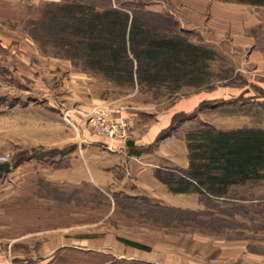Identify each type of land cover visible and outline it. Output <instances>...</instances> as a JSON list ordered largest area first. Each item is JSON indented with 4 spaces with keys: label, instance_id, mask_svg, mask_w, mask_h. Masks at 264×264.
I'll list each match as a JSON object with an SVG mask.
<instances>
[{
    "label": "rangeland",
    "instance_id": "rangeland-1",
    "mask_svg": "<svg viewBox=\"0 0 264 264\" xmlns=\"http://www.w3.org/2000/svg\"><path fill=\"white\" fill-rule=\"evenodd\" d=\"M158 1L133 0L140 6L161 4ZM45 2L49 1L0 0V162L10 163L8 171L0 170L2 264H128L137 260L157 264L148 258L152 253L165 252L173 254L170 264H248L241 253L246 240L248 249L264 254V169L261 179L235 185L226 197L208 205L201 202L199 208L163 206L143 195L131 196L89 182L72 185L46 179L47 171L68 165L67 155L76 145L72 143L75 126L71 113H67L72 107L69 79H64V74L52 76L40 71L43 66L54 65L40 55L56 56L55 50L51 46L42 49L29 34L28 22L37 18ZM171 5L179 6L174 0ZM248 10L261 21L243 34L253 36L256 45L264 49V8ZM183 22L178 25L179 33L211 52L205 60L207 80L201 86L185 85L175 93L165 87L136 89L114 84L91 71L93 96L121 99L140 112L141 119L152 121L153 112L195 89L240 86L248 80L249 92L256 95L244 97L231 107L222 104L221 114L239 111L252 115L253 120H264V89L259 86L263 77L259 72L254 74L253 63L247 62L250 48L240 47V31L218 34L210 43V36L202 35L207 24L199 28L201 31L195 23ZM208 106L212 104L208 102L200 109ZM47 110L54 111L53 116L61 122V143L23 145V140L37 131L36 120L29 122L33 120L29 118L47 114ZM96 110L101 111L94 108L89 112ZM89 112L84 113L85 124L92 134L104 136L92 130L86 116ZM197 113H180L171 130L182 121L197 126L202 122L196 120ZM206 115L212 118L211 112ZM119 117L129 125L128 138L132 127L125 116ZM120 238L148 245L151 250L138 255ZM229 239L238 242L236 259L228 255ZM260 260L249 264H263Z\"/></svg>",
    "mask_w": 264,
    "mask_h": 264
},
{
    "label": "trees",
    "instance_id": "trees-1",
    "mask_svg": "<svg viewBox=\"0 0 264 264\" xmlns=\"http://www.w3.org/2000/svg\"><path fill=\"white\" fill-rule=\"evenodd\" d=\"M223 1L264 6V0ZM28 24L30 36L42 49L51 46L56 56L114 84L136 89L165 87L175 93L182 86L199 87L207 80L205 60L210 50L182 36L173 16L148 10L133 0L49 1ZM180 115H174L172 125L159 137L171 133ZM185 139L187 169L154 170L172 193H196L208 205L226 197L232 186L263 177L262 128L222 130L201 122L186 131ZM131 151L140 153L142 149ZM120 239L131 247L151 250L148 245ZM128 264L148 263L137 260Z\"/></svg>",
    "mask_w": 264,
    "mask_h": 264
},
{
    "label": "crops",
    "instance_id": "crops-1",
    "mask_svg": "<svg viewBox=\"0 0 264 264\" xmlns=\"http://www.w3.org/2000/svg\"><path fill=\"white\" fill-rule=\"evenodd\" d=\"M9 1L12 3L24 1L38 3L41 1L59 2L61 0ZM172 1L159 0L158 2L161 4L144 6L148 10L173 16L179 25L184 24L183 19L189 25L195 26V23L198 30L207 24L208 29L203 31L202 35L210 36V43L215 42L218 34L229 32L234 34L237 30L240 31V39L237 41L240 47L250 48L247 62L253 63L254 74L259 72L262 75L263 79L259 86L264 89V49L256 45L253 36L243 34L244 30L256 27L261 21L248 8H264V6L223 0H174L179 6L172 8V5L170 6ZM202 37L204 38V36ZM44 55H40V58L49 59L48 61H53L54 65L39 67L43 74H52V76L64 74V79L67 77L69 79V98L73 108L70 107L67 113H71L70 119L75 126L72 132V143L74 146L76 145L75 149L69 151L67 155V166L47 171L45 177L50 181L72 185L89 182L96 186H109L111 190H120L131 196L143 195L151 202L163 206L199 208L201 202L198 194L172 193L166 184L156 178L154 174V170L159 167L187 169L189 165L185 133L188 129L196 127L190 125L192 122L185 125L186 121H182L174 127L169 135L159 137L163 130L172 125L174 115L197 110L196 120L206 122L216 129L226 130L240 127L264 129V120H253L250 114H240L239 111L227 116L221 114L222 104H228L231 107V104L239 103L244 97L256 95L249 92L248 85L251 82L248 80V84L244 83L240 86L229 85L195 89L187 95L176 98L161 111L153 112L152 121H146L141 119L140 112L133 111L134 107L127 105L121 99L94 97L91 88L94 75L91 72L78 69L69 59ZM250 99L253 101L259 98ZM208 102L212 106L200 109V105H205ZM152 107H154L153 104L150 105V108ZM94 108L105 111L107 116L115 119L119 116H125L132 127V135L124 139H112L107 136L92 134L88 125L85 124L83 116L84 113ZM48 110L47 114L41 113L38 117L29 118L33 119L29 122L36 120L34 128L37 131L33 136L23 140V145L55 146L61 143V122L53 116L54 111ZM208 111L211 112L212 118L206 115V113H210ZM128 141H131L132 145H128ZM135 149H142V151L132 153L131 150ZM118 170L121 174L116 175ZM229 240L228 255L236 259L238 242L235 239ZM241 246L243 247L241 253H244L246 263L249 264V261L253 263L254 259L261 258L260 261L264 264V254H258L248 249L247 240L245 245ZM131 249L135 250L138 255H144L141 249L134 247ZM172 256L171 252L157 255L152 253L148 260L157 264H170L169 259ZM2 257L0 254V264L4 263ZM140 258L143 259V256Z\"/></svg>",
    "mask_w": 264,
    "mask_h": 264
},
{
    "label": "built area",
    "instance_id": "built-area-1",
    "mask_svg": "<svg viewBox=\"0 0 264 264\" xmlns=\"http://www.w3.org/2000/svg\"><path fill=\"white\" fill-rule=\"evenodd\" d=\"M86 116L92 130L97 134L114 139L125 138L130 133L129 125L124 118L109 119L100 110L89 112Z\"/></svg>",
    "mask_w": 264,
    "mask_h": 264
},
{
    "label": "water",
    "instance_id": "water-1",
    "mask_svg": "<svg viewBox=\"0 0 264 264\" xmlns=\"http://www.w3.org/2000/svg\"><path fill=\"white\" fill-rule=\"evenodd\" d=\"M10 168V163L8 161L0 163V170L8 171Z\"/></svg>",
    "mask_w": 264,
    "mask_h": 264
}]
</instances>
